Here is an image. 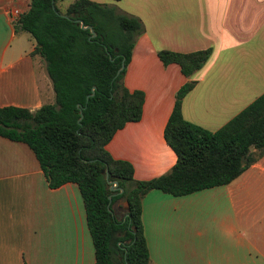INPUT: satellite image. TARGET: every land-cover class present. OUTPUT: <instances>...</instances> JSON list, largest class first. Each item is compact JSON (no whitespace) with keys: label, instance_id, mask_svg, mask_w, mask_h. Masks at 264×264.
<instances>
[{"label":"crops","instance_id":"0c3cea01","mask_svg":"<svg viewBox=\"0 0 264 264\" xmlns=\"http://www.w3.org/2000/svg\"><path fill=\"white\" fill-rule=\"evenodd\" d=\"M90 1L114 4L143 25L123 75L125 88L143 92L141 116L105 145L113 159L131 164L133 179L158 176L175 161L162 130L187 78L175 63L163 66L158 50L211 49L181 101L191 123L215 130L258 96L252 92L264 80V0ZM28 2L0 0V107L33 110L53 101L44 63L30 55L34 40L7 16L11 9L23 14ZM125 205L113 203L117 216ZM141 221L149 264H264V153L228 184L181 196L147 192ZM93 262L76 185L47 187L28 146L0 136V264Z\"/></svg>","mask_w":264,"mask_h":264},{"label":"trees","instance_id":"16d2710c","mask_svg":"<svg viewBox=\"0 0 264 264\" xmlns=\"http://www.w3.org/2000/svg\"><path fill=\"white\" fill-rule=\"evenodd\" d=\"M55 1L29 0L27 10L13 24L34 40L30 55L44 63L53 102L33 110L1 106L0 136L28 146L47 187L76 185L93 264H149L141 221L143 196L151 190L181 196L235 179L264 153V91L220 127L208 130L185 120L180 106L195 84L189 77L211 49L158 50L163 66L175 63L187 78L174 93L162 130L175 161L158 176L135 180L131 164L113 159L105 145L116 130L141 116L143 92L125 88L123 75L143 25L114 4L71 0L61 11ZM78 20L91 26L93 38ZM121 63L123 68L115 75ZM91 87L93 95L85 100ZM113 180L122 192L109 190ZM107 195H111L109 208L118 199L125 201L118 218L106 209Z\"/></svg>","mask_w":264,"mask_h":264},{"label":"water","instance_id":"95a60500","mask_svg":"<svg viewBox=\"0 0 264 264\" xmlns=\"http://www.w3.org/2000/svg\"><path fill=\"white\" fill-rule=\"evenodd\" d=\"M78 24H79V27L82 28V29H88L89 30V37L88 38H93L95 36V32L93 31V29L91 28V26L87 25H83L82 21L78 20L77 21ZM110 58V57H109ZM111 59V58H110ZM123 68V64L121 63L119 68L117 69L115 75ZM93 92H94V87H91V91L89 94H87L85 96V100H87L90 96L93 95ZM81 109L82 107H79V118H78V121L81 119L82 117V114H81ZM104 178L106 179L107 183H109L108 181V174H107V170L105 169L104 170ZM116 180H113L111 184L108 185V188L109 190H114L117 188V193H120L122 192V188H118L116 187ZM110 198H111V195H107V204H106V209L110 212L111 215H113L115 218H118L117 216V212L112 208L110 207L109 208V204H110ZM126 206V205H125Z\"/></svg>","mask_w":264,"mask_h":264},{"label":"rangeland","instance_id":"374dc122","mask_svg":"<svg viewBox=\"0 0 264 264\" xmlns=\"http://www.w3.org/2000/svg\"><path fill=\"white\" fill-rule=\"evenodd\" d=\"M67 2V1H66ZM65 3V2H64ZM63 0H56L55 1V5L58 9H62L63 8ZM27 36V38L30 39V37L28 35H25ZM32 40V39H30ZM247 83V82H246ZM254 89H253V92L252 93H261L262 91H264V80L260 81V82H254ZM258 94V95H259ZM53 102V101H52Z\"/></svg>","mask_w":264,"mask_h":264},{"label":"built area","instance_id":"2783aa9c","mask_svg":"<svg viewBox=\"0 0 264 264\" xmlns=\"http://www.w3.org/2000/svg\"><path fill=\"white\" fill-rule=\"evenodd\" d=\"M21 15L17 9H11L8 11L7 16L12 21L15 22L16 19Z\"/></svg>","mask_w":264,"mask_h":264}]
</instances>
